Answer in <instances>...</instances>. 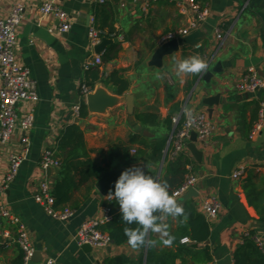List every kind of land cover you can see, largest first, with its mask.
<instances>
[{
  "label": "crops",
  "instance_id": "1",
  "mask_svg": "<svg viewBox=\"0 0 264 264\" xmlns=\"http://www.w3.org/2000/svg\"><path fill=\"white\" fill-rule=\"evenodd\" d=\"M197 1L208 9L206 19L186 35H178V49L164 55L156 66L152 57L161 37L186 27L194 18L177 0H0V18H6L15 4L23 8L16 28V60L29 69L38 95L29 150L14 180L0 193V205L21 219L34 247L29 264H42L48 257L58 264H111L123 257L127 258L125 264H147L148 247L132 248L129 243L112 241L106 247L86 251L76 242V232L91 219L100 221L98 229L103 232L104 225L120 213L110 194L114 188L103 195L95 187L104 173L143 166L158 181L177 184L185 176L187 161V172L197 177L193 185L196 195L182 202L186 193L176 199L184 210L179 217L155 214L163 227L160 233L149 234L158 241L152 251L158 258L166 252L175 255L173 264H234L235 249L252 231L264 252V214L253 208L264 207V89L247 92L243 87L252 73L264 81V0ZM43 2L67 13V32L58 31L53 15L40 14ZM91 18L96 28L105 19V34L100 40L111 41L99 53L87 36ZM94 55L100 56L101 64L85 69L86 59ZM192 56L207 63L211 72L208 80L203 79L205 73L177 75L174 61ZM218 63L220 71H212ZM114 73L128 83V89L120 94L108 80ZM82 83L92 84L93 90L100 87L115 96L116 103L90 111L86 103L81 104ZM216 93L221 94L220 102L210 114L201 101ZM127 95L133 97L131 112ZM74 103L85 107L78 118L73 113ZM32 105L20 103L18 112L25 113ZM261 110L262 127L251 138ZM197 113H204L215 125L204 143L196 140L194 144L200 160L187 146L174 156L165 120ZM137 115H153L155 119L142 123ZM72 124L83 131L88 157L102 170L92 183L74 190L69 204L73 214L61 221L48 215L33 196L41 181L53 186L59 167L47 172L41 168V157L48 149L57 155L58 139ZM163 139L161 157H153L154 146ZM7 143L8 149L3 148L6 143L0 145V181L9 170V157L20 153L19 130ZM238 169L242 175L233 178ZM211 198L217 202L218 212L207 217L202 203ZM199 220L208 227L203 241L191 236L200 234ZM169 237L170 245L164 243ZM182 238L188 242H181ZM21 257L16 244L0 243V264H18Z\"/></svg>",
  "mask_w": 264,
  "mask_h": 264
},
{
  "label": "built area",
  "instance_id": "2",
  "mask_svg": "<svg viewBox=\"0 0 264 264\" xmlns=\"http://www.w3.org/2000/svg\"><path fill=\"white\" fill-rule=\"evenodd\" d=\"M104 2V0H99ZM179 7L186 8L192 15L193 19L184 28L171 31L164 34L160 39V45L170 40L177 39L178 35H186L189 30L195 29L203 22L207 15L208 9L198 3L197 0H177ZM147 3L145 6L147 7ZM146 10V8H144ZM41 15H53L58 20V31L67 32L69 29L68 15L57 5L50 2H43L39 7ZM23 16V8L19 4L11 7L6 18H0V143L5 144L10 141L16 130L21 134V150L18 154L9 157V170L0 181V193L16 177L25 154L29 150V133L33 129L35 120L34 105L38 101L35 82L27 67L16 60V28ZM87 36L91 46H95L100 41V31L94 25V19H90L87 30ZM222 35L217 31L216 38L220 39ZM101 64L99 55H94L86 59L84 68L89 69ZM247 92H253L257 89H264V81L258 78L254 73L250 76V81L243 86ZM92 89L85 83L80 87L81 97L84 99ZM30 102L33 105L25 112H18L20 103ZM263 106V104H261ZM76 118L80 116L81 105L74 103L72 106ZM262 110L259 112V119L254 124L250 137L262 127ZM181 117L175 115L172 117L173 129L170 133L169 140L173 141V155L181 153L190 140V133L195 132L196 140L205 142L214 132L215 125L206 119L204 113L187 115L184 117L180 127L176 130ZM41 168H58L59 159L52 149L45 150L40 161ZM189 168V167H188ZM242 169L233 173V178L242 175ZM197 177L188 175L185 182L175 189L170 196L178 199L196 183ZM34 201L40 205L44 211L54 219L65 221L72 216L73 211L69 209L60 210L55 208V200L52 195V185L43 180L39 183L37 191L33 196ZM202 208L207 217H214L218 212V204L214 199H206L202 203ZM109 217L107 216L106 219ZM99 220L91 219L83 222L78 228L75 240L78 245H89L91 247H106L111 244L110 236L98 229ZM8 242L16 244L22 253L21 264H29L34 254V247L30 243L24 225L21 219L14 214L10 208L0 205V243ZM181 242H188V238H182ZM256 244L261 248L260 239L255 237ZM42 264H58L55 258L48 257Z\"/></svg>",
  "mask_w": 264,
  "mask_h": 264
},
{
  "label": "trees",
  "instance_id": "3",
  "mask_svg": "<svg viewBox=\"0 0 264 264\" xmlns=\"http://www.w3.org/2000/svg\"><path fill=\"white\" fill-rule=\"evenodd\" d=\"M105 20V19H104ZM102 21L100 25H98V30L100 31V36H103L104 27L106 22ZM109 82L116 85L118 87L119 94L126 91L128 89V83L117 76V73L112 74L108 79ZM88 85V83H86ZM90 88L93 85H88ZM85 112V107L81 105V115ZM137 120L143 122H154L155 116L153 115H137ZM184 118H181L179 124L176 127V130L180 127ZM167 126L172 131V117L165 120ZM165 141L161 140L154 146L153 157L160 158L164 149ZM57 155L56 157L60 161L59 171L57 173V178L52 186V195L55 200V208L64 210L69 209V204L71 201L72 193L74 190L78 189L81 185L92 183L94 179L101 172V167L98 166L94 161H92L88 157V153L85 148L83 131L78 125L72 124L65 128L58 139L57 143ZM188 162V161H187ZM187 162L184 163L185 168V176L182 180H180L177 184L172 183L169 186V194L180 187L188 177L189 173L187 172ZM186 165V166H185ZM187 169V170H186ZM249 202L251 203V199L249 197ZM256 212L260 214H264V207L261 209L260 207H253ZM199 224L201 225L202 230L200 234L191 235L192 238L196 241H203L208 236V227L203 222V220H199ZM138 227L136 224L128 225L126 224L120 216V213L114 216V218L107 224L104 225L102 231L108 234L111 240L115 244L128 243V237L125 235V229L131 228L135 229ZM140 249H144L145 247H139ZM147 264H173V258L175 255L171 253L161 254V258H158L159 255H156L151 247L147 248ZM170 259V260H169ZM127 262V258L123 257L121 259H115L111 261V264H125ZM233 262L234 264H264V252L262 249L256 244L255 236L252 231L248 236H246L243 240V243L240 244L233 253ZM19 262L18 264H20Z\"/></svg>",
  "mask_w": 264,
  "mask_h": 264
},
{
  "label": "clouds",
  "instance_id": "4",
  "mask_svg": "<svg viewBox=\"0 0 264 264\" xmlns=\"http://www.w3.org/2000/svg\"><path fill=\"white\" fill-rule=\"evenodd\" d=\"M179 74H200L207 72V63L198 56L174 61ZM166 182H160L146 173L143 166H132L122 171L114 183V192L110 193L119 205L121 219L128 225L136 224L135 229L126 228L125 235L132 248L155 247L157 240L150 238V233H160L162 225L157 212L172 217L183 214L175 199L172 198ZM172 243L171 237L164 241Z\"/></svg>",
  "mask_w": 264,
  "mask_h": 264
},
{
  "label": "water",
  "instance_id": "5",
  "mask_svg": "<svg viewBox=\"0 0 264 264\" xmlns=\"http://www.w3.org/2000/svg\"><path fill=\"white\" fill-rule=\"evenodd\" d=\"M116 1V0H115ZM111 41L107 38H102L98 44L95 45V52L99 53L103 50V48L110 44ZM178 49V42L176 39L170 40L166 43H163L159 45V47L156 49V51L153 54L152 57V63L156 66L160 65L161 60L164 55L170 54L173 51H176ZM214 72L220 71V64L218 63L216 67L212 70ZM211 76V72L207 71L205 75L203 76V79L208 80V77ZM220 93H216L214 95H208L205 96L201 103L204 105H207L209 110L208 112L211 114L212 113V107L214 105H218L220 102ZM133 97L132 95H127L126 97V105L128 111H132L133 103H132ZM117 101V98L115 96L108 95L107 93L104 92L103 89L100 87L95 88L94 90L92 89L84 99H82L81 104L86 103L88 109L90 111H101L102 108L106 107H111L114 105ZM195 142H196V134L195 132L190 133V143L187 144V148L189 151L198 159L200 160L201 153L198 151L195 147ZM52 168H48L47 172H50ZM124 171V169H120L117 171H109L104 173L100 179L97 181L95 187L96 189L103 195L109 193L113 188H114V183L119 177L120 173ZM196 195L195 189L191 187L186 195L182 197V199L179 202L184 201L185 199H188L192 196ZM83 249L86 251L91 250V246L89 245H82Z\"/></svg>",
  "mask_w": 264,
  "mask_h": 264
},
{
  "label": "rangeland",
  "instance_id": "6",
  "mask_svg": "<svg viewBox=\"0 0 264 264\" xmlns=\"http://www.w3.org/2000/svg\"><path fill=\"white\" fill-rule=\"evenodd\" d=\"M0 145H1V143H0ZM7 146H10V143H6V144L3 146V148H4V149H8Z\"/></svg>",
  "mask_w": 264,
  "mask_h": 264
}]
</instances>
